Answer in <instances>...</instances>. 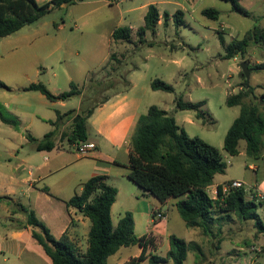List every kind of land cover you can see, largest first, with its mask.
<instances>
[{
  "label": "trees",
  "instance_id": "trees-1",
  "mask_svg": "<svg viewBox=\"0 0 264 264\" xmlns=\"http://www.w3.org/2000/svg\"><path fill=\"white\" fill-rule=\"evenodd\" d=\"M83 1L85 0H53L40 4L36 0H0V39L34 24L55 8H60L62 5H75ZM224 1L231 3L234 10L250 16L239 0ZM202 13L210 19L219 17V11L214 8L205 9ZM170 20H173L177 27L185 25V12L178 9L173 15L168 12L161 15L156 5L150 4L144 16V25L137 30L138 44L143 45L147 42L145 38L147 31L156 34L160 22L168 25ZM219 36L226 52V59H231L238 54H246L253 44H264V28L258 26L248 30L243 39L232 40L228 44L221 33ZM111 42L113 46L121 42L133 43L131 27L116 28L111 35ZM112 62L116 63V67H112L114 70L119 69L122 63L114 51L102 70L108 68ZM250 68L256 72H262L264 63ZM241 75L246 78L243 71ZM121 78L129 89L130 82ZM111 84L106 86L103 81H96L95 77L90 75L83 88H79L72 82L68 91L58 95L53 94L42 82L33 83L25 90L39 91L51 101H66L82 96L79 113L73 117L70 130L62 133L63 139L67 138L70 143H78L89 141L87 121L97 107L110 99V97H104L100 102H95V97L112 88ZM1 88H9V86L0 80ZM151 88L154 91L161 90L169 93L175 91L171 84L159 78L152 80ZM249 98L252 100L256 98L255 88L252 86L248 88L245 86L241 91L227 98V106H240L241 110L225 136L224 150L228 155L235 157L239 155V145L244 140L247 156L254 160L262 159L264 165L262 153L264 94L256 102L247 101ZM175 102L178 109L194 112L196 118L202 120L204 124L210 118L209 113L204 109L205 100L191 102L180 95ZM1 107V120L19 129L18 119L7 111L4 112ZM74 112L70 111L64 115L57 112L56 120L51 122L54 129L42 139L29 136V140L36 145V149L42 151L55 148L63 119L68 115L72 116ZM78 116H80L79 120L74 122ZM211 123L213 124L214 121ZM129 167L128 178L159 202L165 203L172 198L179 199L176 203L178 213L189 228H200L204 234L208 235L212 233L214 214L234 213L242 221L252 220L256 235L264 233V223L258 214L261 204L248 199L244 188L234 189L224 197L222 186L219 185L216 199L211 198L207 193L206 189L213 184L215 176L223 174L227 168L220 149L198 136H190L177 124L171 113L156 105L150 106L147 112L138 118L131 139ZM103 180V176L90 178L84 184L82 192L68 202L69 206L77 208L91 222L88 247L85 252L80 250L67 233L56 238L33 209L21 203L16 204L27 217L25 224L20 225V228L30 229L32 238L43 248L52 264H107L108 259L122 247L135 245L141 248V253L131 258L126 264H141L147 259L150 264H163L169 261H172V264H185L190 250H199L195 243H188L183 238L170 235V249L166 257L154 254L148 257L147 250L154 246L155 239L148 235L140 238L136 236L135 221L130 211L125 213L117 225H114L111 209L116 201L118 190L104 183ZM3 199L0 197V200Z\"/></svg>",
  "mask_w": 264,
  "mask_h": 264
},
{
  "label": "crops",
  "instance_id": "crops-1",
  "mask_svg": "<svg viewBox=\"0 0 264 264\" xmlns=\"http://www.w3.org/2000/svg\"><path fill=\"white\" fill-rule=\"evenodd\" d=\"M184 3L189 5L187 0ZM92 4H94V0H85L72 5V7L83 6L82 11L84 12ZM149 5L150 3H147L144 6ZM68 6L62 5L60 8L68 10V16L72 18L74 12ZM189 7L188 9H191V6ZM85 15V13L80 14L75 19L81 20ZM36 24L35 22L25 26L18 32L0 39V52L2 53L0 61H2V65L8 67L12 73L28 83L0 89L2 106L9 114L16 117L20 124L19 129H16L4 123L0 118V197L4 198L0 200V254L10 252L16 255L15 264H52L43 248L32 238L30 229L20 228V225L25 224L27 217L16 205L18 203L33 209L56 238L67 233L73 242L77 245L80 244L82 236H88L90 220L77 208L69 206L68 202L82 192L84 184L90 178L103 176L104 183L116 187L118 190L116 201L111 209L112 220L114 212L119 214V220L126 212H132L136 236L140 238L143 235L159 236L160 234L163 237L162 248L167 255L170 249L169 237L176 235L174 232H169L168 215L172 210H177L176 203L179 199L172 198L161 203L128 178L132 135L139 116L144 114L143 110L146 109L142 98L135 89L136 85L133 80H128L130 82L129 89L122 93L113 94L106 103L97 107L88 119V140L96 144V149L91 154L87 156L77 154L67 138H62V148L55 146L52 150L42 151L37 150L36 145L29 140V136L42 139L52 131L54 126L51 122L56 120L57 112L64 115L70 111H75L72 116L68 115L63 119L59 136L63 132H68L73 117L79 113L82 101V96L73 97L66 101H51L39 91L25 90L33 83L42 82V76L48 73V66L42 61L50 60L52 69L54 66L62 68L65 81L69 85L68 90L72 82L75 81L76 83H74L79 88H83L88 80V76L85 74L87 71L84 72L83 68L78 69L77 65L72 67L67 65L65 68L62 64L64 55L68 54L86 59L82 56V45L85 44V39L72 36L71 32L67 31L65 20L60 23L56 22L54 31L37 27ZM110 54L108 53L104 57L103 65L108 62ZM238 55L231 59L236 60ZM91 59H95L94 54H92ZM82 74L86 75V79L79 81ZM60 76L54 72L53 78H57V80L52 79L53 82L59 81L62 78ZM47 81L51 85V80L48 79ZM50 89L53 94H60L57 90ZM84 91L85 89L83 93ZM73 99H77V106L69 108ZM90 130L95 134V140L90 139ZM244 151L246 154V147ZM244 153L240 149L239 155ZM252 160L254 162L247 166L250 173L248 177L227 179L215 184L213 181V184L207 187V193L209 194V189L214 185L217 188L228 181L240 180L244 182L248 199L251 200V196L256 198L258 195H264V182L258 179L260 172H263L264 177L262 159ZM216 192L215 196H209L216 199ZM156 209L162 210L166 215V219L158 225L155 223L158 220L153 219V211ZM142 215L149 217L150 228L147 232L138 235V219ZM234 216H236L234 213L229 215L227 213L214 214L213 225L218 224V227L212 228L210 234L215 235L217 232L219 235H216L218 238L212 241L216 242L214 248L217 252L222 253H217V255L219 258H224L227 264H252L253 252L247 255L249 251L246 246L244 244L241 247L238 246V243L241 244L240 241L237 244L231 243L230 247L227 246L231 240L228 243L222 235L227 228H230L231 220L235 219ZM2 219H8L13 224L10 227L3 225ZM261 220L264 223L262 218ZM251 225L254 227L251 235L254 243L252 247L261 248L256 264H264V233L256 235L254 223ZM163 228L165 232L162 231ZM196 229L200 230V228ZM198 230L193 231V240L186 241L188 243L193 242L199 247V250H195L198 252L199 258L204 256L202 246L205 240L199 236ZM210 234H204V236L208 237ZM206 241L209 242L208 239ZM245 244L249 245L250 243L246 241ZM233 249L239 251L240 254L232 256L230 251ZM150 252L149 249L148 257L153 255ZM158 252V249L155 250L154 255H157ZM140 253L141 248L139 247L136 255ZM0 259L3 264H10L11 262V259L5 256L0 257ZM128 261L127 257L121 255L114 260L113 264H124Z\"/></svg>",
  "mask_w": 264,
  "mask_h": 264
},
{
  "label": "rangeland",
  "instance_id": "rangeland-1",
  "mask_svg": "<svg viewBox=\"0 0 264 264\" xmlns=\"http://www.w3.org/2000/svg\"><path fill=\"white\" fill-rule=\"evenodd\" d=\"M119 1V2H118ZM240 4L250 13V16H245L233 9L231 3L224 0H187L189 5H186V0H94V4L89 6V9L82 11L83 6L68 8L73 11V17L69 18L68 10L55 8L47 15L39 19L36 23L37 27L54 31L56 22L65 20L67 31L71 32L72 36L83 37L85 44L82 45V56L86 59L75 55H64L63 67L77 65V68H83L88 78L95 77L96 81H103L106 86L112 83V88L107 89L99 96L95 97V102H100L104 97H111L113 94L122 93L128 89L125 82L122 80H133L136 85L140 97L143 100V105L147 112L148 108L156 105L161 109L167 110L175 116L177 123L186 130V132L194 137L198 136L209 144L217 147L224 155V160L227 163V168L223 174L215 176L214 184L227 179L248 177L250 175L247 166L254 162L244 152L245 141L240 142L239 148L244 154L236 157H231L224 150V139L232 125L233 121L240 114V106L229 107L226 104L227 98L231 94L238 93L245 86L247 80L241 75V63L247 61L249 67L259 63H264V44H253L248 52L244 55L239 54L238 58L226 59L225 49L221 43L219 33L222 34L226 43L232 40H241L246 32L253 29L255 26L264 28V0H239ZM150 3L155 4L161 14L168 12L173 15L178 9L185 12V25L177 27L173 20H170L168 25L163 23L158 25L156 34L151 31L146 32V43L138 44L137 30L144 25V16L148 10ZM118 4V5H117ZM189 6H191V9ZM187 7V8H186ZM208 8H214L219 11L217 19H210L203 15L202 11ZM86 15L81 20H76L80 14ZM163 21V19H162ZM120 26H129L132 29L133 43H118L114 46L111 42L110 33ZM33 27V26H30ZM21 34V32H20ZM18 35V34H16ZM1 41V40H0ZM116 52L122 63L119 69L116 63L112 62L108 68L102 70L104 57L109 53ZM92 54L95 59H91ZM2 53L0 52V57ZM48 66V73L42 76V82L48 87L57 92L68 91L69 85L65 81L62 68L50 66V60L42 61ZM70 71V69H69ZM57 72L62 76L59 81L53 82V73ZM86 75L82 74L79 81L85 80ZM60 76V77H61ZM0 79L9 87L19 84H28L21 77L12 73L10 69L2 65L0 61ZM159 78L162 81L171 84L175 91H154L151 88L153 79ZM51 80L49 85L47 80ZM75 82V81H74ZM76 83V82H75ZM250 85L255 88L256 98H249L247 101L256 102L264 94V71H252L249 81ZM50 86V88H49ZM182 95L185 100L191 102L206 101L204 106L205 111L210 115L207 123L196 118V114L192 111H183L177 108L176 98ZM0 99V107L2 106ZM77 106V99L70 102L69 108ZM3 107V106H2ZM1 107V108H2ZM4 112L6 109L3 107ZM211 121H214L212 124ZM90 139L95 140V134L92 130ZM264 153V148H263ZM258 179L264 182L263 172H260ZM217 191L216 186L209 189V195L215 196ZM259 215L264 220V207L258 210ZM119 214L114 212L113 221L117 225ZM231 220L230 228H227L223 233V237L231 243L241 247L243 244L248 249V253L253 252V228L252 220L242 221L237 216ZM169 232H174L178 237L185 240H193L192 233L198 229L189 228L180 217L176 209L172 210L169 215ZM137 234H143L150 228L149 217L142 215L138 219ZM1 223L10 227L13 222L8 219H2ZM91 222L89 221L90 231ZM217 225H213L216 229ZM165 232L164 228L162 229ZM199 236L203 237L205 243L202 246L204 256H199L197 251L190 250L185 264H227L224 258H219L220 251L215 250V243L219 236L210 234L204 236L202 230H198ZM240 232V233H238ZM217 235V236H216ZM155 244L151 248L150 254H154L155 250H159L157 255L166 257L163 247V237L154 236ZM208 239L209 242L206 240ZM210 239V240H209ZM250 243L246 245L245 242ZM78 247L82 252H85L88 247V236H82ZM148 249V250H149ZM139 246L123 247L116 254L108 259L107 264H113L114 260L119 256L127 257L129 260L138 253ZM147 250V252H148ZM239 251L233 249L230 251L232 256L238 255ZM240 254V253H239ZM147 255V254H146ZM10 258V264H15L16 255L7 252L0 254ZM225 256V255H223ZM201 258V259H200ZM226 258V256H225ZM0 264H3L0 259ZM126 264V263H124ZM141 264H150L149 260L143 261ZM163 264H172V261Z\"/></svg>",
  "mask_w": 264,
  "mask_h": 264
},
{
  "label": "built area",
  "instance_id": "built-area-1",
  "mask_svg": "<svg viewBox=\"0 0 264 264\" xmlns=\"http://www.w3.org/2000/svg\"><path fill=\"white\" fill-rule=\"evenodd\" d=\"M36 1L40 4H44V3L51 2L53 0H36ZM58 139L59 140H57L56 146L58 148H62V140H63L62 134L58 137ZM71 146L74 148V151L81 156H87L91 154L93 151H95L96 149V144L91 141H82L78 143H72ZM221 186H222V194L224 197H226L234 189H237V188L245 189L244 182L240 180H231V181L224 183ZM216 195H217V192H216ZM251 200H255L257 203L261 204L262 207H264V195H258L256 198L254 196H251ZM153 219L158 220V222H155L156 225H158L160 222L166 219V215L164 214L162 210L156 209L155 211H153ZM148 236H150V234H148ZM260 252H261L260 247H257V246L253 247L254 257L251 262L252 264L257 263V256Z\"/></svg>",
  "mask_w": 264,
  "mask_h": 264
},
{
  "label": "water",
  "instance_id": "water-1",
  "mask_svg": "<svg viewBox=\"0 0 264 264\" xmlns=\"http://www.w3.org/2000/svg\"><path fill=\"white\" fill-rule=\"evenodd\" d=\"M241 69L244 73V75L246 76V80H247V88L249 87L250 83V78H251V74H252V68L249 67V63L247 61H243L241 63ZM80 116H78L74 122H77L79 120Z\"/></svg>",
  "mask_w": 264,
  "mask_h": 264
}]
</instances>
